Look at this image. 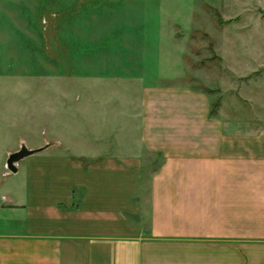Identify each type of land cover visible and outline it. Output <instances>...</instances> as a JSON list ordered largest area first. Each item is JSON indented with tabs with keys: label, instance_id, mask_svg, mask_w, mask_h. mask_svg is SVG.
<instances>
[{
	"label": "crops",
	"instance_id": "0c3cea01",
	"mask_svg": "<svg viewBox=\"0 0 264 264\" xmlns=\"http://www.w3.org/2000/svg\"><path fill=\"white\" fill-rule=\"evenodd\" d=\"M85 1L0 0L1 128L14 131L26 115L23 125L41 133L5 152L45 147L2 173L0 264H264V121L239 117L212 92L155 83L129 97L133 136L115 151L98 137L79 153V112L62 113L61 90L40 92L32 126L31 81H62L44 67L47 43L61 49L63 3ZM150 62L110 61L103 78L156 81Z\"/></svg>",
	"mask_w": 264,
	"mask_h": 264
},
{
	"label": "rangeland",
	"instance_id": "374dc122",
	"mask_svg": "<svg viewBox=\"0 0 264 264\" xmlns=\"http://www.w3.org/2000/svg\"><path fill=\"white\" fill-rule=\"evenodd\" d=\"M63 7L67 12L62 17L61 49L54 38L47 43L44 67L47 76L61 74L62 81L34 78L27 116L37 127L40 92L61 90L62 113L69 116L75 107L79 112L77 138L83 145L79 153L87 148L82 142L89 139L100 137L112 145L107 149L115 151L117 139L133 136L135 123L126 112L134 110V104L127 102L137 97L141 85L184 83L212 92L214 100L238 109L239 117L264 121V0H89L64 2ZM78 15L81 18L76 19ZM74 27L79 29L74 32ZM135 57L152 61L158 80L127 83L103 78L110 70L108 62ZM6 92L7 85L1 82L0 117ZM103 115H110V120L102 121ZM25 116L8 134L10 129L0 124V181L5 150L15 147L17 136H26L32 145L41 141L39 131L23 125ZM100 122L105 136L94 124Z\"/></svg>",
	"mask_w": 264,
	"mask_h": 264
},
{
	"label": "water",
	"instance_id": "95a60500",
	"mask_svg": "<svg viewBox=\"0 0 264 264\" xmlns=\"http://www.w3.org/2000/svg\"><path fill=\"white\" fill-rule=\"evenodd\" d=\"M44 148L45 147L29 148L25 143H22L18 150L12 151L8 154L6 160L7 168L13 173L18 172L19 162L31 155L42 151Z\"/></svg>",
	"mask_w": 264,
	"mask_h": 264
}]
</instances>
